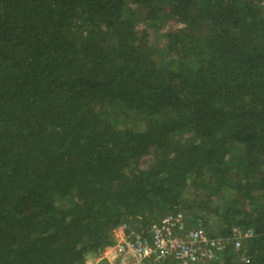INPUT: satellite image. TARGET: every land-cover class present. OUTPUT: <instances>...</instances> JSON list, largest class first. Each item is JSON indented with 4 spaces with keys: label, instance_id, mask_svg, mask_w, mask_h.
<instances>
[{
    "label": "trees",
    "instance_id": "obj_1",
    "mask_svg": "<svg viewBox=\"0 0 264 264\" xmlns=\"http://www.w3.org/2000/svg\"><path fill=\"white\" fill-rule=\"evenodd\" d=\"M130 2L181 28L152 45ZM198 210L254 231L203 264H264V0H0V264Z\"/></svg>",
    "mask_w": 264,
    "mask_h": 264
},
{
    "label": "built area",
    "instance_id": "obj_2",
    "mask_svg": "<svg viewBox=\"0 0 264 264\" xmlns=\"http://www.w3.org/2000/svg\"><path fill=\"white\" fill-rule=\"evenodd\" d=\"M113 237V244L99 253L96 264L211 263L219 259L228 240L238 251L254 237V231L234 228L229 239L211 236L200 219L178 211L166 213L148 227L127 219L113 231Z\"/></svg>",
    "mask_w": 264,
    "mask_h": 264
},
{
    "label": "rangeland",
    "instance_id": "obj_3",
    "mask_svg": "<svg viewBox=\"0 0 264 264\" xmlns=\"http://www.w3.org/2000/svg\"><path fill=\"white\" fill-rule=\"evenodd\" d=\"M129 7L131 8V10H133L136 13V16L138 19L136 23L137 28L140 31H145L148 33L149 40L152 45L163 46V43H165L164 35L167 32L175 31L181 28V24L179 22H177L174 18L167 16V14L170 11L169 7H165L154 18H148L149 11L146 9H142L141 7L135 5L134 3L130 2ZM153 156H154L153 152L151 154L144 156L140 161V168L145 169L148 166V164H150L153 161ZM191 194L193 193L189 191L186 194L185 198L187 201H191L192 203H194L193 200L199 201L204 197L203 194L198 195V196L195 195L196 197ZM214 200L216 199L213 198L211 200L213 201L212 203L213 206L211 208H214L217 202V201L214 202ZM183 212L186 213V211H183ZM196 213L198 215V219H200L203 224H205V221H206V224L208 226V231L210 233H213V234L219 233L220 222L218 221L217 217L212 212L210 211L207 212L206 210H203V211L198 210ZM188 217L190 216L188 215ZM228 241L229 243L232 244L230 240ZM98 257H99V254H94V253L89 254L86 260L87 264H96Z\"/></svg>",
    "mask_w": 264,
    "mask_h": 264
}]
</instances>
